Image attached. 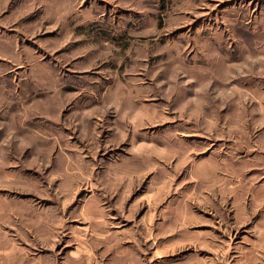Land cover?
<instances>
[{
  "label": "rangeland",
  "instance_id": "374dc122",
  "mask_svg": "<svg viewBox=\"0 0 264 264\" xmlns=\"http://www.w3.org/2000/svg\"><path fill=\"white\" fill-rule=\"evenodd\" d=\"M0 264H264V0H0Z\"/></svg>",
  "mask_w": 264,
  "mask_h": 264
}]
</instances>
